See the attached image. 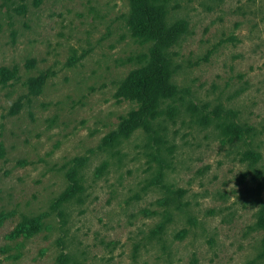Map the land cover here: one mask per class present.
<instances>
[{"label":"rangeland","instance_id":"rangeland-1","mask_svg":"<svg viewBox=\"0 0 264 264\" xmlns=\"http://www.w3.org/2000/svg\"><path fill=\"white\" fill-rule=\"evenodd\" d=\"M36 2L0 0V264H264V0H169L177 114L107 148L153 46L132 0Z\"/></svg>","mask_w":264,"mask_h":264},{"label":"trees","instance_id":"trees-1","mask_svg":"<svg viewBox=\"0 0 264 264\" xmlns=\"http://www.w3.org/2000/svg\"><path fill=\"white\" fill-rule=\"evenodd\" d=\"M41 2L37 0L36 4ZM169 0H132L133 18L136 21V36L153 44L147 57L148 63L141 69L129 74L120 86L118 97L139 103V108L122 121L118 130L112 132L101 143V148L111 147L121 138H128L137 130L153 131L152 125L165 114L174 117L176 109L168 105L165 111L163 103L172 100L179 93L178 88L171 83V74L164 51L173 47L187 32L188 23L184 20L169 26L165 22ZM140 60L142 59L139 58ZM240 135V129L232 126L229 130ZM83 164L76 163L67 174L69 187L58 199L59 216L62 217L60 205L67 202L81 191L78 170ZM106 163L99 168L103 172ZM39 218L27 219L19 224L9 235L10 239L31 237L41 229ZM257 227L264 232V209L260 212Z\"/></svg>","mask_w":264,"mask_h":264}]
</instances>
